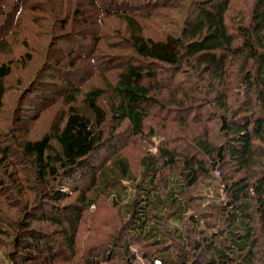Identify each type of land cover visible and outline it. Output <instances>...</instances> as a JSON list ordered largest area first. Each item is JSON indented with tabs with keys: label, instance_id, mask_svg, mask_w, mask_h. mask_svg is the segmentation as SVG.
I'll list each match as a JSON object with an SVG mask.
<instances>
[{
	"label": "trees",
	"instance_id": "16d2710c",
	"mask_svg": "<svg viewBox=\"0 0 264 264\" xmlns=\"http://www.w3.org/2000/svg\"><path fill=\"white\" fill-rule=\"evenodd\" d=\"M252 2L232 16L234 0H0L25 11L45 59L19 91L27 121L7 105L9 55L34 38L17 23L0 38L4 264H135V246L153 264H264V0ZM40 92L56 97L39 107Z\"/></svg>",
	"mask_w": 264,
	"mask_h": 264
},
{
	"label": "rangeland",
	"instance_id": "374dc122",
	"mask_svg": "<svg viewBox=\"0 0 264 264\" xmlns=\"http://www.w3.org/2000/svg\"><path fill=\"white\" fill-rule=\"evenodd\" d=\"M57 1V0H54ZM253 0H234V4L232 7V12L231 15L234 16L236 14H240L242 12H245L247 9H251L252 6V2ZM54 6V4H52ZM55 8L58 10V8H60V6H55ZM9 12L0 11V38L3 36H10L11 30L12 29H16L19 28V30L21 28H23L22 30H20V32L23 33H31L29 35H31L34 38V44L32 47H30L27 51H24L21 47H16L15 50V54H11L9 55V58H13L15 59L16 62V70H15V76L12 78L11 80V85H12V89L10 90V92L8 93L7 96V105L9 106L10 103H12V106H10L9 108H15L16 106L18 107L19 105V109H18V114L23 115L24 117H29L26 118L27 121H30L31 119L34 118V115L30 114L27 115L26 113H24L22 111L23 105H22V99L18 102L17 105V98L18 95H20L19 91L21 86L23 87V85H27L29 83V81L31 80V78L34 76V74L36 73L37 69L41 67L43 61L45 60L44 57L41 54V47L38 44H42L41 40H40V36L41 35H35V30L30 26V24L28 26H26L25 24H27L28 22L26 21L27 19V14L25 13V11L20 12L19 14H6ZM14 23H17V27H14ZM26 29V30H24ZM28 31V32H27ZM28 36V35H27ZM43 45V44H42ZM57 45L60 47H70L69 45L67 46L64 43L58 42ZM85 50V49H84ZM50 52V51H49ZM29 53L32 57V61H29L28 58H26V67L24 65V63L20 62L19 59L21 56H25V54ZM45 58L47 55V51L45 52ZM57 55L59 56V58L61 59H65V57H67L65 55V52L62 51L61 49L57 50ZM0 58H4V55L0 53ZM62 65H66V64H62ZM81 68L83 69V78H87L89 77L90 73L94 71H91V67L89 66V64H87V62H82L81 64ZM69 67V66H68ZM91 71V72H90ZM82 76V75H80ZM80 76H78L79 78H81ZM78 77H75V79H78ZM90 82H92V84L96 83V86L101 87L103 89L106 88V84H100L98 82H96V77H94ZM87 84V83H86ZM110 91H107V93L104 95V98H101V103H109L111 100L110 98L112 97V95L109 93ZM32 97H35L38 101H36V104L39 105V107H41L44 103L46 102H50L53 99H55V94L53 93H47L44 94L42 92L40 93H35L32 95ZM22 123H24V119L21 118L20 120ZM154 123V122H152ZM51 122H41V127L45 130H50L52 128L53 125H51ZM155 127L159 130V126L157 123ZM27 125V123H26ZM124 128H127V125H124ZM164 134V133H163ZM162 134V135H163ZM135 151V153L137 155H142V148H129L127 151ZM130 155V153H129ZM66 191V190H65ZM68 191V190H67ZM5 203V202H4ZM2 208L7 209L6 206H2ZM16 209H12L10 216L11 217H17V213H16ZM100 216H97L98 219V225H96L95 227L96 230H98L99 228L103 229V221H105V219L108 217V215L104 212L101 211ZM13 221V220H12ZM11 221V222H12ZM34 227H38V224H34ZM45 229H49V228H53L52 226H48V225H44ZM87 229L86 225H84V227L82 228ZM95 229V228H93ZM4 237L0 238V247L3 248V241H4ZM4 251V248H3ZM132 252L135 253V255L137 256V261L135 264H153L152 261H150L148 258H146L144 256V252L141 250V248L138 247H133L132 248ZM1 250H0V264H4V258L1 256ZM80 257H77L75 260H80ZM35 264H49L47 262H44V259L38 258V262H36ZM56 264H63L61 262H56ZM104 264V263H103ZM108 264V263H107ZM109 264H113V263H109ZM154 264H161L160 262L156 261L154 262Z\"/></svg>",
	"mask_w": 264,
	"mask_h": 264
}]
</instances>
